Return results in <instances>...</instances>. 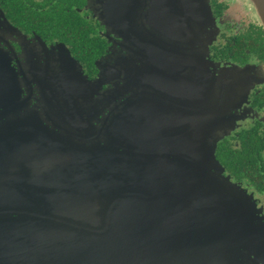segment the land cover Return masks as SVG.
Instances as JSON below:
<instances>
[{"label": "water", "instance_id": "1", "mask_svg": "<svg viewBox=\"0 0 264 264\" xmlns=\"http://www.w3.org/2000/svg\"><path fill=\"white\" fill-rule=\"evenodd\" d=\"M250 2L264 26V0ZM186 7L203 43L184 103L177 74L167 81L155 47L149 52V27L171 31ZM91 8L124 37L128 54L96 82L82 72L52 76L43 92L54 117L47 136L20 103L13 76L0 74V200L9 199L0 202V232L10 242L0 264H233L249 253L264 260V248H251L257 225L245 216L247 196L216 159L233 127L222 104L233 83L230 70L210 82L209 0H149L148 13L118 0ZM106 85L113 88L101 92Z\"/></svg>", "mask_w": 264, "mask_h": 264}, {"label": "flooded vegetation", "instance_id": "2", "mask_svg": "<svg viewBox=\"0 0 264 264\" xmlns=\"http://www.w3.org/2000/svg\"><path fill=\"white\" fill-rule=\"evenodd\" d=\"M92 1L0 0V74L17 77L13 86L19 91L20 103L29 114L37 115L44 136L54 130V117L52 111L45 109L49 101L43 92L56 72H82L96 82L128 54L124 37L110 33L95 17ZM209 3L213 15L206 30L210 82L224 70H230L233 83L229 88L233 90L222 102L227 108L224 117L233 127L218 143L216 159L223 175L247 196L245 216L250 211L257 225L251 231V248L262 249L264 228L258 227L264 226V26L250 0ZM118 4L132 11L149 12V0H118ZM186 10L187 7L171 31L149 27V52L154 46L159 65L166 69L162 75L167 81L177 74L184 103L187 96H192L187 93L186 84L192 85L201 72L196 61L202 57L203 43V30L198 28L201 22L193 20ZM159 65L157 69L151 67L152 71L161 73ZM237 70L244 71V76L232 74ZM112 88L106 85L101 92ZM4 182H9V175H4ZM8 201L0 200L3 204ZM9 245V239L0 232V248ZM237 258L233 264H264V260L251 253Z\"/></svg>", "mask_w": 264, "mask_h": 264}, {"label": "rangeland", "instance_id": "3", "mask_svg": "<svg viewBox=\"0 0 264 264\" xmlns=\"http://www.w3.org/2000/svg\"><path fill=\"white\" fill-rule=\"evenodd\" d=\"M16 79H17V77H16V76H14V77H13V80H14V81H16ZM7 118H8V117H7ZM7 118H6V119H7ZM6 119H5V120H6Z\"/></svg>", "mask_w": 264, "mask_h": 264}]
</instances>
